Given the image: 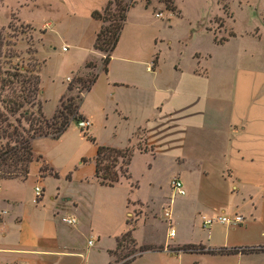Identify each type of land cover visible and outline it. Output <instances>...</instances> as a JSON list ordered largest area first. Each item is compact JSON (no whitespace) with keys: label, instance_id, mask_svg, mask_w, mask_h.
Here are the masks:
<instances>
[{"label":"crops","instance_id":"0c3cea01","mask_svg":"<svg viewBox=\"0 0 264 264\" xmlns=\"http://www.w3.org/2000/svg\"><path fill=\"white\" fill-rule=\"evenodd\" d=\"M108 1L96 0L95 5L88 7L80 40H71L79 51V58L72 65L73 79L94 71L97 78L83 97L93 93V101L105 118L110 112L105 109V103L111 101L112 113L125 125L124 132L120 122L112 125L111 136L106 141L97 139L95 132L90 131V136L96 137V144L87 142L90 145L76 153L82 159L77 162L79 166L49 156L52 143L40 142L45 137L32 140V150L41 158L30 164L27 179L1 180L0 211L5 214L0 221V264L114 263L110 251L116 249L118 238L129 225L127 219L118 217L111 228L103 231L93 221L97 189H114L121 184L120 180L113 186L97 182L94 156L97 145L124 149L138 132L144 135V148L135 147L129 164L130 180L136 178L134 163L139 159L138 174L149 190L134 199L129 192L124 210L128 212L131 206H138L145 216L142 222L153 218L148 208L168 204L171 195L169 192L165 196L162 178L167 180L169 191L170 180L177 177L183 182L186 194L176 198L177 209L173 211L171 207L172 220L173 214L176 218L173 220L175 242L171 248L187 244L201 245L204 249L253 248L254 251L246 253L212 255L264 261V31L257 27L255 31L245 32V38L234 30L215 32L201 25L199 30H190L188 44L177 41L178 49L173 54L163 58L156 52L158 56L153 62L155 53L143 57L139 49L121 47L122 29L104 72V55L93 48L101 23L91 13L100 11ZM5 2L0 0V12ZM171 12L180 14L177 8ZM8 14L0 26H7L12 14L31 26L12 8ZM167 43L170 45L171 41ZM188 45H192L189 52L183 53ZM90 61L94 68L85 66ZM135 65L144 66L143 71H138ZM66 88L50 107L42 103L46 118L52 117ZM41 94L43 97L44 92ZM79 113L93 130L92 113L82 108ZM33 163L36 170L32 175ZM43 163L57 176L41 175ZM29 181L34 187L38 183L42 186L38 203H34V188L31 192L24 188V182ZM118 202L121 204V200ZM235 214L244 218L241 224H202L203 217ZM141 215H135L132 232L137 245ZM61 217L75 218L76 223H64ZM197 220L201 224L198 233L194 226ZM141 245L170 247L165 243ZM94 246L105 260L92 259L94 252L87 254Z\"/></svg>","mask_w":264,"mask_h":264},{"label":"rangeland","instance_id":"374dc122","mask_svg":"<svg viewBox=\"0 0 264 264\" xmlns=\"http://www.w3.org/2000/svg\"><path fill=\"white\" fill-rule=\"evenodd\" d=\"M122 1L131 6H129L126 15L121 47L128 45L134 49H139L143 57H149L151 53L154 54L156 52L163 58L169 57L170 54H173L175 48L178 49L177 41L188 44V33L190 30H199L201 25L215 32L225 29L231 33L234 30L244 35V37L245 32L255 31L257 27L264 31V0ZM95 4L96 0H27L25 2L23 0H6L3 7H1L0 23L5 22L12 8L15 12L17 11L18 16L20 15L19 17L22 20L27 21L31 25V30H29V35L31 34L32 37L31 40L28 39V33L18 36L17 50L23 53L28 45L31 48H36V57L40 62H43L40 78L41 92H44V94L43 97L41 94V99L43 100V104L46 102L45 106L47 107L52 105V101L65 90L69 83H72L74 87L70 93L72 96L82 95L78 91L82 88V84L76 81V79H73L75 73H73L74 69L72 68L76 59L79 58L77 55L79 51L75 50L71 40H80L79 34L85 26L84 20H86L83 16L86 10L89 9L88 7ZM224 5L227 6L226 10L223 9ZM176 8L180 14L170 11ZM111 10L114 12V5H112ZM156 13H161V17H156ZM11 16H13L11 22L18 30H20V25H26L18 21L13 14ZM155 37H157L156 41ZM161 40L162 43L159 42ZM169 40L171 41L170 45L167 43ZM76 43L78 44V42ZM191 46L188 45L187 49L183 50V53L189 52ZM63 48H65L64 51ZM167 48L171 49V51ZM115 64H117L116 61H114ZM135 66L138 71H143L144 69V66ZM93 73L94 71H91L87 76L82 77V80L89 78ZM92 94H86L83 97L80 108L90 114L92 113L95 128L93 130L90 127L88 130L81 129L78 127L76 121H72L67 130L59 138H41L40 142L42 144L52 143V147L48 150L49 156H57L60 157V160L66 159L69 165L79 166L80 164L78 165L77 162L82 161V159L76 153L82 152L90 145L87 143L90 141H85L86 137L83 135V132L87 133V135H92L90 131H93L97 139L106 141L111 136L112 125H117L116 122L121 123L120 129L122 133L124 132L125 125L112 113L113 103L106 101L105 109L110 112L109 117L105 118V113H101L96 103H94ZM11 121L16 126V122L13 119ZM22 125L27 127V123L24 121H22ZM7 130L9 131L10 129L8 128ZM96 137L93 138L96 139ZM6 140V138L1 139L0 142H5ZM130 145L143 149V133H136ZM134 166L136 169V178L134 180L136 182L132 179L121 178V184L114 189L99 187L94 193L95 203L92 210V217L93 221L98 224L100 230L105 231L111 228L114 220L116 218L118 219V217H122L128 221H134L136 218L135 215H141L142 209L138 206H134V208L131 206L128 212L124 210L126 197L129 192H131L130 198L134 199L143 194H147L149 190L145 186L143 178L138 174L141 169L139 159L135 161ZM35 170L36 163H33L31 166L32 175L35 174ZM162 181L164 194L170 192L173 197L171 207L174 211L178 207V201H175L178 196L174 195L170 188L168 191L165 177L162 178ZM30 183L32 182H24L26 186L24 188L31 192L33 191L34 183L31 185ZM131 183H134L135 187H131ZM171 195L168 197L167 202H169ZM118 200H121V204ZM164 206V204L150 206L148 211H151L153 218L149 217L150 219H147L145 222H142L145 220V216L141 215L140 221L142 224L139 225L136 232L137 241L139 242L138 245H141V243H165V245L169 244L171 247L174 244L175 239H169L167 225L162 218ZM129 213L132 214L131 217ZM175 219V215L173 214V220ZM194 226L196 227L195 230L197 233L201 231L199 220L196 221ZM96 250L97 248L94 246L89 249L87 254L89 255L90 252H94L92 259L95 257L99 260L102 258L105 260L106 258L98 255L96 253L98 251ZM116 257L118 260L135 257L129 264H264L263 260L252 258L240 259L238 256L220 257L219 255L206 253H175L165 249L163 251H146L138 255L137 247H134L129 240H125L116 250ZM108 259L106 261H109Z\"/></svg>","mask_w":264,"mask_h":264},{"label":"trees","instance_id":"16d2710c","mask_svg":"<svg viewBox=\"0 0 264 264\" xmlns=\"http://www.w3.org/2000/svg\"><path fill=\"white\" fill-rule=\"evenodd\" d=\"M112 5L115 6L114 12L111 10ZM129 6L131 5L123 3L122 0H109L100 11L95 10L91 13V17L101 23L93 48L104 55L102 59L104 72L107 70L111 53L118 43ZM223 9L226 10L227 6L224 5ZM12 19L13 16L7 26H0V140L7 139L5 142H0V180L19 179L25 181L29 175L30 164L41 158L34 154L32 140L36 137L57 139L67 130L72 121L78 122L83 119L79 113L83 94L90 89L97 75L93 73L85 80H82V77L76 78V81L82 84V88L78 90L82 95L72 96L70 93L74 87L72 83H69L66 92L60 97L54 114L52 117L46 118L42 113V101L39 98L41 94L40 71L43 62L37 59L36 48H31L28 45L23 53L17 50L18 36L26 35V33L29 35L31 26L20 25V30H18L12 24ZM31 38L30 34L28 39L31 40ZM157 56L155 53L153 62L156 61ZM85 66L94 68L95 64L90 61ZM11 119L16 122V126L13 125ZM22 121L27 123V127L22 125ZM83 135L88 141L96 144L93 137L85 132ZM138 149L140 148L138 147ZM134 151L135 147L131 145L124 149L97 145L94 156L97 182L103 186H113L119 182L120 178L130 179L129 164ZM39 173L41 175L50 173L57 176V173L48 169L44 163L41 165ZM127 223L129 225L127 231L118 238L116 249L110 251V254L115 257V264H129L135 259L132 257L118 260L116 257V250L125 240H129L134 247H137L138 255L146 251H163L165 249L164 246L137 245L132 236L136 221L129 220ZM169 249L175 253L223 255L254 251L253 248L204 249L201 245L193 244L169 247Z\"/></svg>","mask_w":264,"mask_h":264},{"label":"built area","instance_id":"2783aa9c","mask_svg":"<svg viewBox=\"0 0 264 264\" xmlns=\"http://www.w3.org/2000/svg\"><path fill=\"white\" fill-rule=\"evenodd\" d=\"M161 13H156V17H161ZM65 50V49H63ZM152 66H149L148 69L151 70ZM78 127L81 129L87 130L88 127L90 126V122L86 119H80L78 122ZM170 189L172 190V193L176 196H184L186 194V190L184 188L183 182L177 178L174 177L170 180ZM2 190V183L0 180V192ZM43 190L42 186L38 183L34 187V203H38L41 196H42ZM173 197L169 200V203L166 204L163 207L162 211V218L164 219V222L167 225V230H168V237L169 238H174L176 231L173 225V220H172V212H171V206L170 204L172 203ZM5 214V211L1 210L0 211V221L2 220L3 215ZM243 217L241 215H233L231 217L226 216V215H218V216H213V217H203L202 218V224L203 226H211L214 223H221V224H229V225H235V224H241L243 222ZM61 221L70 225H73L76 223L75 218L72 217H61ZM88 245H92V241H88ZM167 251L173 252L171 249H169L168 245L165 247Z\"/></svg>","mask_w":264,"mask_h":264}]
</instances>
